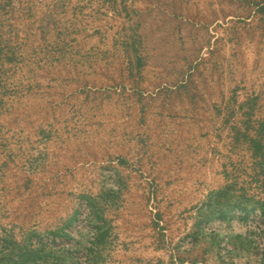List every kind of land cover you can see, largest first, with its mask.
Wrapping results in <instances>:
<instances>
[{"label":"rangeland","instance_id":"rangeland-1","mask_svg":"<svg viewBox=\"0 0 264 264\" xmlns=\"http://www.w3.org/2000/svg\"><path fill=\"white\" fill-rule=\"evenodd\" d=\"M0 264H264V0H0Z\"/></svg>","mask_w":264,"mask_h":264}]
</instances>
